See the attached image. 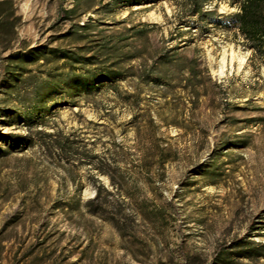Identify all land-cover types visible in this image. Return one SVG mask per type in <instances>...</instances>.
I'll return each mask as SVG.
<instances>
[{
    "label": "rangeland",
    "instance_id": "1",
    "mask_svg": "<svg viewBox=\"0 0 264 264\" xmlns=\"http://www.w3.org/2000/svg\"><path fill=\"white\" fill-rule=\"evenodd\" d=\"M0 2V264H264V61L226 19L191 27L179 0ZM61 52L123 76L65 92L78 65Z\"/></svg>",
    "mask_w": 264,
    "mask_h": 264
},
{
    "label": "trees",
    "instance_id": "2",
    "mask_svg": "<svg viewBox=\"0 0 264 264\" xmlns=\"http://www.w3.org/2000/svg\"><path fill=\"white\" fill-rule=\"evenodd\" d=\"M133 2H139V0H132ZM210 0H179L178 6L184 14V18L193 19L195 23L191 27L196 29L202 28L201 23L216 25L217 23L224 24V21L218 22L214 18H223L227 20L226 28L236 30L245 44L252 50L253 55L264 61V0H236L233 5L236 6L237 11L228 16L217 15L215 11H209L205 9L206 3ZM4 2H0L3 4ZM64 19H67L70 15L74 13V9L68 11H62ZM177 28V36L180 39L181 34L188 33L189 30L182 31V27L186 24L185 21H180ZM154 26V25H152ZM80 29H86L87 27L81 26ZM189 29V28H188ZM142 32V31H140ZM185 41H179L184 43ZM178 44V45H179ZM175 46L171 51L173 53L179 46ZM184 46V45H181ZM56 52V51H54ZM15 55H10L9 60H11ZM60 59L68 60L72 64L78 65L77 69H72L71 73L65 75L66 79L64 81V91L72 92L75 95H86L89 96L93 92L99 90L107 83H113L116 79L122 77V71L117 69L108 68H86L85 66L91 65L92 58L79 57L76 54L69 53H58ZM159 61L163 62L164 65L169 68V70L176 66H179L174 57L161 56ZM73 66V65H72ZM187 67V72L192 76L195 75V66L192 60L185 63ZM182 66V67H184ZM76 68V67H72ZM5 71V68H3ZM78 72V73H77ZM154 72V65L151 66L150 73ZM5 72H3L4 75ZM161 77H157L160 79ZM52 88H48L45 91L46 96H50ZM27 120V119H26Z\"/></svg>",
    "mask_w": 264,
    "mask_h": 264
}]
</instances>
